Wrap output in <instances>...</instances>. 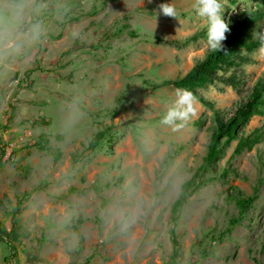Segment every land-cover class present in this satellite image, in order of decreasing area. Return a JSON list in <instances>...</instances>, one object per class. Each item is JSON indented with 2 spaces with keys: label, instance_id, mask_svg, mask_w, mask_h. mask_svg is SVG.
Listing matches in <instances>:
<instances>
[{
  "label": "rangeland",
  "instance_id": "374dc122",
  "mask_svg": "<svg viewBox=\"0 0 264 264\" xmlns=\"http://www.w3.org/2000/svg\"><path fill=\"white\" fill-rule=\"evenodd\" d=\"M193 3L0 0V227L14 247L9 264H169L172 206L187 181L175 264H264V106L204 163L214 114L227 118L245 101L264 75V51H239L248 62L217 71L235 86L214 80L186 90L192 111L163 122L183 89L162 84L210 50ZM221 3L225 37L234 17L259 6ZM251 31H264V17ZM253 135L251 148L233 153L239 136ZM251 195L231 224L237 200ZM9 253L0 241V264Z\"/></svg>",
  "mask_w": 264,
  "mask_h": 264
},
{
  "label": "trees",
  "instance_id": "16d2710c",
  "mask_svg": "<svg viewBox=\"0 0 264 264\" xmlns=\"http://www.w3.org/2000/svg\"><path fill=\"white\" fill-rule=\"evenodd\" d=\"M259 6L255 10H245L239 17L233 18V24L230 27V34L222 41V49L218 52L208 50L205 56L195 63L182 77L170 81H165L162 85H171L175 88L193 91L198 87H202L207 83L214 80L219 82L228 83L235 86L232 77H222L217 74L221 68H227L235 64V62H248V58L241 55L239 51L244 50L250 52L256 48H260L259 42L254 38L252 28L259 20L264 17V0H257ZM264 32V31H263ZM201 102L204 99L197 96ZM264 106V75L256 80L251 87L244 102L240 103L233 114L227 118H222L218 113L213 116V129L210 135L207 152L204 156V163L208 164L213 161L220 151V140L222 137L226 139L236 138L235 130L237 125L244 120H247L252 115H261L262 107ZM105 132L100 131L96 134L95 141L91 144L94 147L98 140L104 136ZM257 139V135L239 136L236 145L233 149L234 154H239L244 148H251L253 141ZM47 139L40 136L39 146L42 148ZM191 183L185 182L184 189L180 196L175 200L172 206L171 226L169 228L170 240L173 245V252L169 264H175L174 258L176 256L175 247L177 240L174 233V225L177 219V212L179 211L186 194L190 191ZM31 192L27 193L28 195ZM255 199V195L248 196L237 200L239 207V216L230 219L231 224L238 222L243 213L250 207ZM20 202H18L16 209L12 213V225L14 219L19 213ZM9 232L3 227H0V241L6 243L9 249V255L4 258V264H9V258L14 255V247L10 244ZM85 264V263H84Z\"/></svg>",
  "mask_w": 264,
  "mask_h": 264
},
{
  "label": "clouds",
  "instance_id": "9594fccd",
  "mask_svg": "<svg viewBox=\"0 0 264 264\" xmlns=\"http://www.w3.org/2000/svg\"><path fill=\"white\" fill-rule=\"evenodd\" d=\"M193 8L195 14L206 20V41L207 46L212 51L222 49V41L225 40V33L229 31L228 23L222 18L221 0H194ZM162 14L172 17L176 11L171 4H161ZM254 38L259 42L260 48L264 51V32L254 33ZM174 106L169 108L163 117L164 123H172L175 119L186 118L187 114L192 111L191 93L186 90H178L176 93Z\"/></svg>",
  "mask_w": 264,
  "mask_h": 264
}]
</instances>
